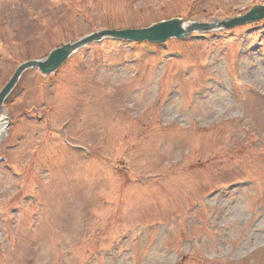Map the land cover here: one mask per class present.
Segmentation results:
<instances>
[{
    "label": "rangeland",
    "instance_id": "1",
    "mask_svg": "<svg viewBox=\"0 0 264 264\" xmlns=\"http://www.w3.org/2000/svg\"><path fill=\"white\" fill-rule=\"evenodd\" d=\"M171 20L193 25L20 75L0 264H264V0H0V92L67 43Z\"/></svg>",
    "mask_w": 264,
    "mask_h": 264
},
{
    "label": "water",
    "instance_id": "2",
    "mask_svg": "<svg viewBox=\"0 0 264 264\" xmlns=\"http://www.w3.org/2000/svg\"><path fill=\"white\" fill-rule=\"evenodd\" d=\"M253 19H254V15L249 14L244 20L237 21L233 23L231 26L241 24L244 21L253 20ZM198 28H199L198 26L194 27V29H198ZM106 35H111L117 38H121L123 40L150 41V42L162 43L171 37H176L180 39L186 35V32L182 31L179 28L178 21H168L158 25H154L150 28L143 30H127L121 32H114V31L100 32L97 34H92L84 39H81L76 43L73 44L67 43L62 47L52 51V53L44 62L32 61L22 64L17 69V71L15 72L14 76L12 77L8 85L0 93V106L3 103L4 99L6 98V96L8 95V93L13 89V87L17 83L23 71L29 68H38L41 73L48 75L61 65V63L65 60V58L69 55L70 52L75 51L80 47L93 42L94 40H99V38L106 37Z\"/></svg>",
    "mask_w": 264,
    "mask_h": 264
},
{
    "label": "bare ground",
    "instance_id": "3",
    "mask_svg": "<svg viewBox=\"0 0 264 264\" xmlns=\"http://www.w3.org/2000/svg\"><path fill=\"white\" fill-rule=\"evenodd\" d=\"M254 18H256V20L255 21H258V19H259V16H255ZM261 20V19H260ZM178 23H179V28L182 30V31H186L187 29H189L190 27H192V23L191 22H189V21H184V22H182V21H178ZM103 32H105V31H103ZM100 33V32H99ZM105 38H110V39H114V40H118L119 41V39H115V38H117V37H114V36H111V35H106V37ZM105 38H99V40H94L93 41V43H100L103 39H105ZM80 41V40H79ZM78 42V41H77ZM76 43V42H75ZM92 44V42L91 43H88L87 45H91ZM87 45H85V46H87ZM82 47H84V46H82ZM82 47H80L79 49H81ZM78 51V49L77 50H75V51H72V52H70L69 53V55L65 58V60L61 63V65L59 66V67H57L55 70H53L50 74H53V73H56L59 69H61L62 68V66L65 64V62H67L68 61V59L75 53V52H77ZM49 56H47L44 60H39V61H41V62H44L47 58H48ZM33 61H38V60H33ZM27 62H32L31 60H29V61H26V62H23V64H25V63H27ZM29 69H32V68H29ZM27 70V69H26ZM25 70V71H26ZM39 70V69H38ZM40 71V70H39ZM43 74V73H42ZM50 74H48V75H50ZM43 75H46V74H43ZM4 124H6L5 123V118H3V117H0V139H1V137H2V135L4 134V132H5V126H4ZM233 170V169H232ZM222 172H225V174H228V175H230V174H232V171H229V169H226L225 171H220V172H218L219 174L220 173H222ZM231 188H233V187H231ZM262 240H264V237H262ZM245 248V247H244Z\"/></svg>",
    "mask_w": 264,
    "mask_h": 264
}]
</instances>
